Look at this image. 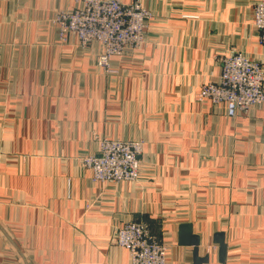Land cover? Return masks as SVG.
Segmentation results:
<instances>
[{
	"label": "crops",
	"instance_id": "obj_1",
	"mask_svg": "<svg viewBox=\"0 0 264 264\" xmlns=\"http://www.w3.org/2000/svg\"><path fill=\"white\" fill-rule=\"evenodd\" d=\"M141 1L145 43L107 72L97 42L59 39L53 18L75 0H0V264H131L112 239L136 219L167 264H194L182 224L207 264H264V106L228 117L196 97L224 56L264 66L259 0ZM101 139L143 142L138 182H92L81 159Z\"/></svg>",
	"mask_w": 264,
	"mask_h": 264
},
{
	"label": "built area",
	"instance_id": "obj_2",
	"mask_svg": "<svg viewBox=\"0 0 264 264\" xmlns=\"http://www.w3.org/2000/svg\"><path fill=\"white\" fill-rule=\"evenodd\" d=\"M73 10L59 11L53 22L59 28V39L77 37L82 48L97 42L101 46L97 65L111 72L110 61L121 57L127 49L138 50L145 43L148 21L153 14L141 0H75ZM253 23L258 42L264 46V0L254 6ZM199 101H210L225 108L228 117L248 115L264 106V66L242 53H232L221 60L217 82L202 84ZM143 144L140 141L99 140V152L86 156L84 166L92 172L95 183L135 182L140 176ZM113 243L129 251L131 264H167L168 248L150 225L136 219L119 228Z\"/></svg>",
	"mask_w": 264,
	"mask_h": 264
},
{
	"label": "water",
	"instance_id": "obj_3",
	"mask_svg": "<svg viewBox=\"0 0 264 264\" xmlns=\"http://www.w3.org/2000/svg\"><path fill=\"white\" fill-rule=\"evenodd\" d=\"M193 228L191 224H182L179 227V244L183 246L193 247L194 264H207L209 262V255L203 257L199 256L201 238L193 235ZM214 243L218 244L219 261L224 263L226 259L227 245L223 233H218L214 236Z\"/></svg>",
	"mask_w": 264,
	"mask_h": 264
},
{
	"label": "rangeland",
	"instance_id": "obj_4",
	"mask_svg": "<svg viewBox=\"0 0 264 264\" xmlns=\"http://www.w3.org/2000/svg\"><path fill=\"white\" fill-rule=\"evenodd\" d=\"M57 13H58V12H57ZM57 13H56V14H57ZM56 14H55V16H56ZM55 16H54V17H55ZM201 86H202V85H201ZM201 86H200V88H201ZM200 88H199V89H200ZM198 91H199V90H198ZM197 94H198V93H197ZM196 97H197V96H196ZM198 99H199V98L197 97V100H198ZM198 101H199V100H198ZM199 102H203V101H199ZM213 105H214V104H213ZM221 107H222V106H221ZM226 115H227V114H226ZM243 116H245V115H243ZM246 116H247V115H246ZM124 141H138V140H124ZM140 142H141V141H140ZM142 144H143V142H142ZM142 153H143V149H142ZM142 153H141V155H142ZM141 155H140V157H139V160H140V168H141V159H140V158H141ZM85 157H86V156H85ZM83 159H84V157L81 159V164H82L83 167H85V166H84V163H83ZM85 168H86V167H85ZM89 170H90V169H89ZM90 171H91V170H90ZM139 178H140V176H139ZM139 178H138V180L135 181V182H138V181H139ZM91 180H92V177H91ZM92 182H93V181H92ZM122 182H125V181H122ZM127 182H130V181H127ZM135 182H130V183H135ZM118 183H120V182H118ZM103 184H116V183H103ZM132 221H133V220H132ZM145 222H146V221H145ZM126 224H127V223H125L123 226H125ZM123 226H121V227H119V228H122ZM119 228H118V229H119ZM118 229H117V230H118ZM117 230H116V231H117Z\"/></svg>",
	"mask_w": 264,
	"mask_h": 264
}]
</instances>
